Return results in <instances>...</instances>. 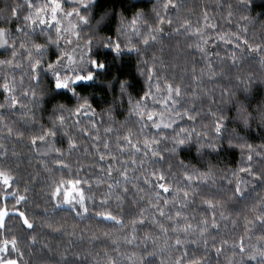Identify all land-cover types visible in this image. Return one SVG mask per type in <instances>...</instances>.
Segmentation results:
<instances>
[{
	"label": "trees",
	"instance_id": "obj_1",
	"mask_svg": "<svg viewBox=\"0 0 264 264\" xmlns=\"http://www.w3.org/2000/svg\"><path fill=\"white\" fill-rule=\"evenodd\" d=\"M164 2L165 0H94L90 8L83 13L90 17V21L89 24L80 26V40L85 43L91 39L92 58H96L95 54L100 53L102 61L107 65L106 70L101 71L94 82L77 85V91L88 97L95 116L78 118L80 120L78 125L74 123L77 119L75 116L67 120L66 130L77 145L74 151H69L65 129H61L55 137L49 138L55 148L61 149L62 158L70 165L72 178L78 176L87 181L82 187L86 197L90 199L86 201L88 212L83 216H77L67 205L54 208L56 202L50 200L49 185L53 179L58 180L61 176L68 178L69 169L55 164L59 154L50 151L48 143L39 140L36 145L31 143V137L41 134V128L47 129L51 126L53 104L62 103L68 108H73L77 103L76 99L70 93L64 94L62 91L53 99L49 77L42 78L37 84L25 76L23 84L20 85V72L13 73L8 68L0 66V83L3 82L6 72L10 79L14 75L17 80L15 94L21 99V104L15 107L0 108V116L3 117V121L0 122V145H3L0 148V153H3L0 155V164L13 169L16 177L13 190L19 188L20 194L27 197L26 201L16 205L12 197L6 201L2 199L3 191L0 190V207L6 204L9 210L13 207L21 211L26 210L34 223V229L24 233L21 239L20 248L23 257L20 264H64L65 259L68 264H111V260H115L116 264H133V261L127 259L133 252L137 257L145 256L150 264H162V261H168L170 258L174 262L175 257L185 250L188 251L189 256L194 253L198 257L205 258L207 264H228L229 259H240L239 255L233 256V241L238 245L243 236L244 243L248 247L257 245V238L264 235V228L259 222H256V226L248 234L244 231L245 218L252 220L257 214L253 205H258V200L264 199V187L258 186V182L250 183L245 187V198L229 199L231 193L227 191V180L222 179L230 175L231 170L240 166L242 156L246 160L248 154L246 148L242 150L239 147L229 146L230 138L233 140V145L237 142H246L260 152H264V123H261L257 116L246 126L238 114L241 104L253 114L258 109L264 108V66L261 65L258 54L247 52L234 63L230 59L231 52L237 51V56L241 57L240 51L235 49V43L226 45L216 39L217 34L241 33V30L247 28V32L241 34L250 43L264 44V0H250L248 6L244 8L240 7V0H174L179 7L171 8L167 13L162 8ZM16 3L24 5V0H0V10H2L0 16H10L6 5ZM65 6L70 9L73 5ZM154 9L165 16L161 25L163 31L158 34L156 41L145 46L142 38L132 33L131 28L127 34L120 33L121 19L130 22L137 12L143 14V19L138 24L141 32L146 33L148 26L155 27L159 21ZM205 12L210 18V23L216 25L215 29L205 28L211 37L206 45L209 53L207 56L196 48L199 38L194 34L195 28L204 26ZM230 12L231 16H229ZM25 14H27L26 6L21 11L19 21L3 25L11 29L17 41L24 39L22 34L15 32V28L17 22L23 23ZM242 16L250 17L251 22L242 20ZM101 19L102 23L97 24V20ZM169 19L172 20L171 24L167 22ZM185 20L191 24L192 31H185V28L181 27ZM109 38L113 43L121 44V54H116L100 43L101 40L107 42ZM30 39H37L40 43L45 42L39 29ZM129 41L138 51H128L126 45ZM55 50V46L50 49V51ZM216 53H219V56ZM5 58H10V53L1 48L0 59ZM47 58L46 54L45 59ZM149 68L153 70L151 80L148 78ZM121 81H127L131 85L127 93H130L133 99H138L144 92L149 91V84L152 85V92H156V84H159L162 90H166V85L169 83L174 87L180 86L183 95L179 98L178 110L181 112L188 110L195 119L190 120L187 116H183L176 119L171 128L147 127L141 132V126L136 122L138 117L129 116L128 94L121 98ZM51 87L54 88V85ZM30 88H35L37 94L42 97L39 105L34 106L31 103L30 94L29 98H23V92ZM5 95L0 88V104H5ZM151 103L149 101L150 105ZM109 107L112 108L111 116L107 112ZM64 114L68 116L67 112ZM220 116L224 117L225 126L222 139L217 138L214 131L215 122ZM8 128L13 129L11 136L8 135ZM106 128H111L112 131L105 132ZM82 129L84 131H81ZM129 129L133 132L134 143L142 141L145 136L161 139L158 148L164 158L162 160L158 157L153 158L157 162L152 163V160H149L143 168L149 171L162 170L169 176L173 188L187 187L191 183L193 186H199L198 191L201 195L215 196L224 201L223 207L217 209V217L219 212L223 211L229 220L218 221L219 229H210L207 248L202 241L193 244L191 241L195 237L189 235L186 243L180 246L179 250L176 248L163 252L158 250L156 245L163 244V237L158 226L152 222L154 210L148 208V200L150 196H154V190L151 185L144 183L141 175L143 168L139 161L143 158V152L133 157L131 151L124 147L123 136ZM181 129L191 132V139L176 154L165 151L172 146V137ZM17 132L23 135L17 136ZM188 132L182 133V136L188 135ZM196 133H201L199 143L213 140L221 147L216 151L205 148L198 152L199 143ZM105 141L109 143L111 153L117 157L115 162L112 161L111 156H106L103 161L99 158L100 154L105 152L103 147ZM121 148H124L123 153L120 151ZM133 158L137 160L135 166L131 164ZM125 161L128 163V175L131 179L126 184L122 181V187L115 189V194L122 199L118 201L113 195L106 205L108 210L123 221L122 224H116L112 220L96 216L95 212L101 210L98 205L107 193V185L114 184L116 179H120L117 169ZM109 164H113L111 178L107 176ZM253 165L257 171L264 170V158L255 156ZM209 170L213 176L207 180L194 179L189 182L184 177L185 171L198 176ZM100 179L103 182L97 183ZM25 187L28 189L27 192L24 191ZM125 187L127 192L123 190ZM159 191L161 204L164 197L170 200L167 206L169 214L174 215L176 209L182 207L184 215L193 224L204 217L211 219L212 213L202 204L200 196L193 198L187 205L174 206L171 202L172 193ZM180 195L182 196V193ZM76 207L77 211H82L78 205ZM141 208L146 209L144 223L138 222L133 232L131 221L133 219L139 221ZM156 216L165 224L171 223L166 217L160 218L158 213ZM6 220L8 228L13 232L21 231L20 223L14 216ZM232 220L237 223L233 225ZM146 234L152 239L145 241ZM133 235L135 240L128 244L125 237L131 238ZM33 236L35 240L32 239ZM158 236L160 240L155 241ZM169 236L170 243H174L175 236L171 232ZM181 238H184L183 234ZM213 238L215 247H221L222 239L229 241L228 245L223 246L219 255L212 245ZM249 238L252 243L248 242ZM236 251L238 253L239 249L237 248ZM12 258H16V254H13ZM249 264H255V261H250Z\"/></svg>",
	"mask_w": 264,
	"mask_h": 264
},
{
	"label": "snow or ice",
	"instance_id": "obj_2",
	"mask_svg": "<svg viewBox=\"0 0 264 264\" xmlns=\"http://www.w3.org/2000/svg\"><path fill=\"white\" fill-rule=\"evenodd\" d=\"M92 0H72V7L70 9H65L62 0H24V5L16 3L14 5H6V9L10 12V16H0V48H3L6 52L10 53V58L0 59V66L8 68L11 72H20L21 79L19 84H23V78L27 76L30 81H34L37 84L44 77H49V86L50 91L53 93V99L55 95L60 94L62 91L64 94H71L72 97L76 99V105L73 108H68L65 104L55 103L52 108V117H51V126L47 129L41 128V134L34 135L31 137V143L36 145L37 140L41 142L48 143L49 150L55 151L59 156L55 159V164L61 166L64 169H69V177L65 178L61 176L60 179H53L49 185L50 191V200L55 201L54 208H59L63 205H67L71 208L72 211L76 213L77 216H83L88 212L86 207L87 199L85 191L83 190L82 185L87 183V181L80 178H72L70 165L65 163L63 153L61 149L55 148L49 138L55 137L61 129H65L64 134L68 136V145L69 151L76 150V143L72 136L68 135L66 130V123L70 117H77L74 121L76 125L80 123L78 119L82 114L87 115L91 113L92 116H95V112L92 109L91 104L87 96L81 95L77 91V85L82 84L83 82H94L97 76L101 71L106 70L107 65L102 61V54L96 53V58H92V43L91 39L85 41L83 45L79 43L81 39L79 25L89 24L90 17L84 15L91 6ZM250 3V0H240V7H247ZM26 6L27 14L23 16V23H16L15 32L22 34L24 39L17 41L16 37L12 33L9 27L3 26L4 24L11 23L12 21H19L20 14L23 7ZM179 5L174 3V0H165L162 4V8L165 13H167L171 8H178ZM2 11V10H0ZM156 11V18L159 23L155 26H148L147 32H141L138 24L143 19V14L137 12L133 19L128 22L121 19L120 24V33L127 34L129 28H131L132 33L136 36L142 38V43L147 46L150 42L156 41L158 34L163 31L162 24L164 23L165 16L161 15V12ZM106 15V14H105ZM231 16V12L229 13ZM203 19L205 21L204 26L197 27L194 30V34L198 36V42L196 43V48L205 56H207L208 49L206 45L210 42L209 37L205 34V28L215 29L216 25L210 23V18L207 12L204 13ZM242 20L246 22H251L250 17L242 16ZM169 24L172 23V20L167 21ZM102 23L101 20H97V24ZM181 27L185 28V31H192L191 24L185 20ZM37 29L44 36L45 42H37V39H30ZM54 30V31H53ZM247 28L241 30V33H246ZM238 32H229L223 34H217L216 39L226 45H232L235 43V49L240 51L241 57L237 56V51L230 53V59L235 63L238 62L240 58L243 57L245 52L247 53H256L259 55L260 63L264 66V44H257L255 42H249L244 35ZM75 38V39H73ZM63 42V43H61ZM100 43L105 48H109L111 51L116 54H121L122 46L119 42L113 43L109 38L107 42L103 40ZM17 44L19 47L17 48ZM75 45V46H73ZM243 45V46H242ZM52 46H55V51H50ZM129 52L138 51L136 46L128 42L126 45ZM88 49V54H86L84 49ZM77 51L80 55L77 58ZM47 54V60L45 56ZM219 56V53H216ZM209 64V68H211ZM148 78L152 79L153 70L149 68ZM143 74V73H142ZM215 75V73H213ZM54 85V88L51 87ZM131 85L127 81L120 82V92L121 98L125 94H128V104H129V116L138 117L136 121L141 126V132L146 129L149 124L152 128L155 129H166L171 128L175 120L187 116L190 120H194L195 116L191 115L188 110L183 112L178 110L180 104L179 98L182 97L183 93L180 86H173L171 83L166 85V90H162L159 84H156V92H152V85L149 84V91L144 92L143 96H140L138 99H133L130 93H127V90ZM0 88L3 89L5 95V104H0V108L4 107H15L18 104H21V99L15 94L17 91V80L13 75L12 78H9L8 73L6 72L3 78V82L0 83ZM31 96V103L36 106L41 102L42 97L39 96L35 88H30L23 92V98H29ZM151 101V105L149 104ZM158 106V108H157ZM22 107H27V105H22ZM65 112L68 113V116H65ZM109 116H111L112 108L107 109ZM238 114L243 123L247 126L251 120L256 119L258 116L261 123H264V108L257 110L255 114L248 112L243 104L238 108ZM215 116V113H213ZM224 117L220 116L217 118L214 131L217 138H223L222 133L225 131V126L223 124ZM3 121V117L0 116V122ZM93 127L95 125L93 124ZM8 135L11 136L13 133L12 128H8ZM81 131H84L83 129ZM111 128H106L105 132H111ZM188 132L187 129H181L174 137H172V146L166 148L165 151L176 154L178 153L183 146H185L188 141L191 139V132H188V135L182 136V133ZM90 134V133H89ZM17 136H22L23 133H16ZM206 135V133H205ZM198 138L201 137V133H196ZM133 132L131 129L128 130L127 134L123 136V141L125 142L124 147L131 151V155L135 157L137 153L143 152V158L140 159L139 164L143 168L149 160H152V163L157 161L153 158H159L162 160L164 157L161 156L160 150L158 148L161 143V139L157 137L145 138L142 141L136 143L132 140ZM166 139V137H164ZM99 140V137H97ZM229 146L239 147L242 150L247 149L246 160L243 158L240 161V166L236 169L231 170L230 175L224 176L222 179L227 180V191L231 193L229 199L240 200L245 198L246 192L245 187L253 182H258V186L264 187V170L257 171L253 165L255 156H260L264 158V152L253 148L251 144L246 142L241 143L237 142L233 145V140L229 139ZM3 145H0L2 148ZM105 152L100 154V160L103 161L106 159V156H111L113 162L117 160V157L111 153L109 150V143L104 142L103 144ZM221 146L215 143L213 140H208L205 143H199L197 151L201 152L203 149H212L214 151L218 150ZM123 153L124 148L120 149ZM3 155V153H0ZM131 164L135 166L137 160L133 158ZM120 179H116L114 184L107 185V193L104 198L100 200L98 205L99 209L95 212V215L98 217H103L106 220H112L116 224H122L123 221L114 215L106 205H108L111 196L115 195L116 200H121L122 197L115 194V189L122 187L123 183H128L130 177L128 175L129 167L128 163L122 162L119 169ZM113 173V164H109L107 168V176L112 177ZM144 178V183L146 185H151L152 190H154V196H150L148 200V208L153 209L152 213V222L156 224L160 230V234L163 237V244L156 245L158 250L169 251L172 248L179 250V247L186 243L189 235L195 237L192 239V243L196 244L200 241L203 242L204 247L207 248L209 245V235L210 229H219L220 223L218 221L227 222L229 217L225 215L223 211L219 212L217 217V209L222 208L224 201L221 199L215 198V196H205L201 195L198 191V185L193 186L191 183L187 187H176L173 188L169 176L160 169H152L149 171L146 168H143L141 173ZM213 173L211 170L206 173H200L198 176L195 173H189L188 171L184 172V177L187 181L191 182L194 179L196 180H207L212 177ZM250 178V179H249ZM138 179V177H136ZM16 182V177L13 174V169L6 167L3 164H0V190L3 191V197L5 201L12 197L15 199L16 205H19L22 201H26L27 197L21 195L19 188L13 190V184ZM103 180H97V183H102ZM136 187V185H133ZM127 192V188L123 189ZM163 193H172V203L180 205H187L193 198L200 196L201 202L203 205L207 206V209L211 211V219L204 217L198 223H191L188 220V217L184 215L182 207L177 208L174 215H171L167 212V206L170 203L168 197H164L161 204V192ZM221 189H218L220 191ZM25 192L28 191L27 187L24 189ZM143 191V189H140ZM182 193V196L180 195ZM62 196V199H61ZM82 211H77V207ZM163 205V206H162ZM253 207L257 210V214L253 217L252 220L245 218V234H248L252 228L256 226V222H259L260 226L264 228V199L258 200V205L254 204ZM11 212V215H10ZM146 209H140V218L139 221L133 219L131 221L133 225V232H135V225L139 222L140 224L144 223ZM156 213L159 214L160 218H167L170 221V224H165L161 220L157 219ZM20 223V232H13L7 226V220L12 217ZM183 221V223H181ZM233 225L237 221L232 220ZM51 227V225H48ZM34 229V223L29 218L26 210L21 211L17 207H13L11 210L7 208V205L0 207V264H20L23 252L20 248L21 239L23 234L29 230ZM175 236L174 243H170L171 237L169 233ZM183 234V239L181 238ZM35 240V237H32ZM152 239L149 235H145L144 240L147 241ZM125 240L128 244H131L135 240L133 235L131 238L125 237ZM160 237H156L155 241H159ZM257 245H251L246 247L244 243L243 236L240 239V243L237 245L235 241L232 243V252L233 256L239 255L240 259H229L228 264H249L250 261H255V264H264V235L257 238ZM229 241L227 239H222L220 241L221 247H215V239L213 238L212 245L215 248L216 253L219 255L222 252L223 246L228 245ZM239 249L238 253L236 249ZM13 254H16V258H12ZM146 255H152V253H146ZM111 260V258H109ZM128 260L133 261V264H150V261L145 258V256L137 257V254L133 252L127 257ZM64 264H68V261L65 259ZM111 264H116L115 260H111ZM162 264H207V261L203 257H198L194 253L189 256L187 250L183 251L179 256H176L174 262L171 258L168 261H162Z\"/></svg>",
	"mask_w": 264,
	"mask_h": 264
},
{
	"label": "rangeland",
	"instance_id": "obj_3",
	"mask_svg": "<svg viewBox=\"0 0 264 264\" xmlns=\"http://www.w3.org/2000/svg\"><path fill=\"white\" fill-rule=\"evenodd\" d=\"M93 1H94V0H92V2H93ZM92 2H91V3H92ZM62 3L64 4L65 9L67 10V7H66L65 5H71V4H72V0H62ZM81 25H83V24H80V25H79V28H80ZM205 34L209 37V40H211V37H210V35H209V32L205 30ZM73 39H75V38H73ZM61 43H63V42H61ZM79 43H80L81 45L84 44L81 40L79 41ZM73 46H75V45H73ZM0 49H1V48H0ZM84 52H85V54H86V58H87V48L84 49ZM76 55H77V58H79V55H80L79 51H77ZM89 116L91 117L92 114H91V113H88L87 115H83V114H82L79 118H84V117H89ZM148 128H149V129H155V128H152V127H151V124H149ZM250 240H251V239L249 238V241H248V242H249V243H252Z\"/></svg>",
	"mask_w": 264,
	"mask_h": 264
}]
</instances>
